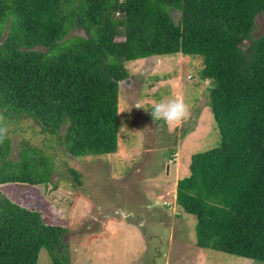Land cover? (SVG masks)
Wrapping results in <instances>:
<instances>
[{"label": "trees", "instance_id": "16d2710c", "mask_svg": "<svg viewBox=\"0 0 264 264\" xmlns=\"http://www.w3.org/2000/svg\"><path fill=\"white\" fill-rule=\"evenodd\" d=\"M260 12L264 0H0V114L49 133L63 126L68 156L111 154L125 63L199 57L219 140L190 154L174 203L194 216L196 247L264 263V30L251 34ZM72 29L84 35L66 38ZM9 149L2 131L0 184L44 180L24 148L16 161ZM62 232L0 194V264H35L40 248L59 264Z\"/></svg>", "mask_w": 264, "mask_h": 264}, {"label": "rangeland", "instance_id": "374dc122", "mask_svg": "<svg viewBox=\"0 0 264 264\" xmlns=\"http://www.w3.org/2000/svg\"><path fill=\"white\" fill-rule=\"evenodd\" d=\"M263 30L260 12L251 34ZM78 33L84 35L72 29L66 38ZM125 67L128 76L118 82L117 147L111 154L68 156L57 141L63 126L49 133L29 116L0 114L10 142L7 159L16 161L24 148L28 159L39 163L34 175L44 178L36 180L32 173L34 183H2L0 194L35 211L43 224L64 229L61 248L54 251L59 264H264L196 247L194 216L174 203V184L188 173L190 154L219 140L206 106L208 83L200 75V58L151 55ZM177 96L190 105L191 116L170 130L150 113L154 102ZM35 264H52L44 248Z\"/></svg>", "mask_w": 264, "mask_h": 264}, {"label": "clouds", "instance_id": "9594fccd", "mask_svg": "<svg viewBox=\"0 0 264 264\" xmlns=\"http://www.w3.org/2000/svg\"><path fill=\"white\" fill-rule=\"evenodd\" d=\"M150 115L153 121H163V126L171 130L190 118L191 107L182 97L164 98L153 103Z\"/></svg>", "mask_w": 264, "mask_h": 264}]
</instances>
